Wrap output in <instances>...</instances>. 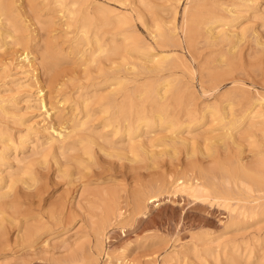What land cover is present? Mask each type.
<instances>
[{"label": "rangeland", "instance_id": "obj_1", "mask_svg": "<svg viewBox=\"0 0 264 264\" xmlns=\"http://www.w3.org/2000/svg\"><path fill=\"white\" fill-rule=\"evenodd\" d=\"M8 1L12 4L10 8L12 24L18 27V31L14 38L4 35V31L6 34L8 33V27L1 32L3 35L0 33V89L5 90L4 93L9 97L14 95L16 98H21L23 94H26L24 90L28 89L20 90L24 91L20 95L19 87L16 84L19 81H13L14 78L21 76L16 74L18 71L15 56L25 48L34 53L35 63L38 66L36 73L39 74V80L45 86L48 106L52 101V103L59 102L60 104L56 103L57 106L63 108L64 113L67 114L71 109L72 102L69 100L65 103L63 99L66 96L71 99L76 98L79 87L92 84L94 80H105L111 75L110 71L96 65L95 62L86 64V58L83 60L81 55H78V51L74 48L75 44L72 42L75 32H70L71 29L67 30L61 22L62 12L60 13L59 10L62 7L61 11H64L68 1L61 5L56 3V5L53 3L55 0H49V5L53 3V9L51 5L47 4V0H21L24 5L18 0ZM94 1L98 2L99 0H79L81 4H79V9L95 3ZM144 1L100 0V4L110 5L127 14L133 23L131 30L140 36V45H151L157 52H171L175 57L172 59L175 65L168 61L167 64L172 65V69L168 66L169 70L167 66H164L165 70L159 71L160 73L156 71L159 73L156 75V73L153 74L155 70L152 71L148 68L150 63H146L144 67L140 66L145 62L141 58L142 56L136 54L137 56L134 55L133 58L129 56V60L132 58L137 64L136 66L130 60L132 64L134 63L136 70L129 61L127 64H125L126 61L124 62L126 66H129L126 69V66H122L123 61L120 60L121 66L118 69L125 68V72L122 71L123 69H120L121 72H119L120 70L118 71L116 67L117 72L113 71L112 74H128L133 78V81L145 82L147 88L145 94L147 101H145L149 102L145 103L148 108H151L152 103L154 104V101L160 98L159 92L163 95L166 94V98L168 96L172 98L181 93L178 98H181L182 106H185L179 111V127L193 121L192 127L189 126L192 131H189L190 128L187 130L186 127V134L184 132L178 135L181 137L186 135V143L179 140V142L171 141L172 133L169 131L168 125L161 124L160 120H156V110L151 109L150 112L153 111L152 114L149 112V117L151 120V116H153L152 120L155 121L151 120L150 130H157L159 135L164 137V143L168 142V144L164 146L163 143V145L154 148V152H151L154 155H147V160L146 158L143 161L140 158L137 160L134 158V161H131L125 156L122 158V155L115 151L109 150L111 155H108L96 147V159L88 164L89 169H84L85 171L82 170L80 174L75 173L76 175L71 177L58 172L55 161L52 159L47 161L49 163H37L35 169L39 176L38 182L28 178L29 181L27 180L26 184L30 183L27 184L29 187L23 182L18 183L10 195L0 199V264H264V189H260L264 188V117H260L261 119L257 117V120H254L257 122L256 129L255 126H252L250 128L254 129L251 130L248 126L251 120L247 121L248 119L245 120V118L238 128L235 129L232 125L242 117L243 110L252 100L254 93L259 92L264 95V46L259 44L264 42V18L260 16L255 19L252 12L253 6L257 3L264 9V0H253L254 2L247 0L248 3L246 0L242 2L241 0H225L228 3H235L234 7L237 12H243H239L244 16H241L239 22L241 28L246 24V26L244 25L247 28L244 32L246 35L243 33L240 38L233 37V42L230 43L231 40L228 43L233 45L232 47L225 43H222V46L223 44L225 46L222 47L219 43L215 44L216 48L215 46L211 47L212 44L209 46L208 41L201 36L198 39L202 44L199 43L200 46L198 45L197 50L189 49V44L182 31L185 16L188 12L191 15V12L194 13L192 10H195L194 6H188L189 2L193 1L192 3L195 5L198 0H182L181 3L176 0H171L172 3L170 0ZM175 1L176 3H174ZM215 1L217 0L204 1L202 5L208 6L207 4H209L214 7ZM171 5H175L178 9L175 22L178 28L177 33L182 41L181 44L178 42L180 44L178 47L174 41L167 42L165 47L163 42H156L158 40L150 33V31H155L153 27L155 28L157 21L174 19L175 15L173 16L169 10H165ZM28 7L30 12H28ZM54 7L58 11H55ZM197 11L200 9L198 8ZM201 12H207V8L202 9ZM25 13L27 14L24 15ZM59 14L61 15L59 16ZM41 25L43 26L41 27ZM57 27H60L59 30ZM9 38L11 41L14 39L15 44L11 41L10 43ZM58 44H60V48ZM172 46L173 48H171ZM44 49H47L52 56L50 64H54L51 66L52 68L49 65L47 67L40 65L41 53ZM73 52H75L74 55ZM98 59L99 63L103 57L99 56ZM174 59L179 65L181 64L178 65L179 67ZM6 63L8 64L5 65ZM147 64L148 71L145 68ZM48 66L52 69L51 72ZM27 68L26 66L20 70ZM149 70L152 73H148ZM166 77L167 80L172 79V81L165 83ZM161 82H163L162 86ZM27 83L32 84L29 80ZM60 83H64L62 87L59 86ZM237 83L246 87L244 88L247 90V94H244L243 97H248L242 98L243 100L240 99L242 97L240 91L238 90V93L237 89H234V85ZM165 84L170 85L166 86ZM172 84L173 86H171ZM134 85L135 83H131V87ZM169 86L172 88L175 86V88L169 90ZM161 87L162 89L166 88L162 90ZM227 91L232 92L229 94L230 98L229 95L226 97L223 95V92ZM246 103L247 105H244ZM206 105L218 108L220 115H211V109H207ZM186 106L192 111V115H185ZM204 111H206L205 115ZM17 112L24 114L27 118H32V121L42 118L40 110L26 109L24 102L18 103ZM222 115L225 116L224 119ZM158 121L160 127L157 128ZM7 125L12 131L14 130L16 136L19 129V131L24 129L12 122ZM232 126L234 129H232L233 132H230ZM247 129L248 133H250V129V135L245 132ZM187 131L191 133H187ZM234 134L237 136L235 137ZM245 134L248 135L245 136ZM247 136L254 137L255 140ZM207 138L213 139L211 141ZM159 142L157 141V143ZM207 148H213V153ZM256 164L257 168L254 167ZM241 165L249 170L251 166L256 168L253 170L258 173H256L257 177L260 175L259 182H257L260 186L257 183L246 181ZM224 167L227 170L233 167L234 177L231 175L229 178L227 173L223 172ZM179 177L183 180L190 179L194 182L204 183L206 186L209 185L208 188L212 191L211 195L208 199H196L181 196L180 193L174 194L175 180ZM213 182L214 184H212ZM84 183H88V185L83 188ZM149 186L153 190L148 196L158 194L161 196V200L157 202L148 200L147 209L142 208L140 210L143 211H139V209H135L133 195L136 190L149 189ZM86 188L91 194L87 198L81 199V194ZM107 190L108 192L114 191L119 196L122 207L121 215L118 212L109 213V215L106 213L104 205L107 201L105 203L104 200H107V197L104 196V193ZM216 191L219 195L216 194ZM159 203L160 205H158ZM231 208L234 209L233 212ZM250 212H253L254 215ZM106 214L107 217H105ZM118 214L119 216H116ZM109 217L111 218L109 219ZM107 218L110 221L107 222ZM99 231H101V236L97 235ZM219 253L222 258L219 257Z\"/></svg>", "mask_w": 264, "mask_h": 264}, {"label": "bare ground", "instance_id": "obj_2", "mask_svg": "<svg viewBox=\"0 0 264 264\" xmlns=\"http://www.w3.org/2000/svg\"><path fill=\"white\" fill-rule=\"evenodd\" d=\"M18 1L20 2L21 0H18ZM48 1L49 0H47V4L49 5ZM65 1H68V3L65 5L64 11H61L62 7L60 8L59 11H60V13L62 12V15L59 14V16L61 15V19H62L61 22H63L65 28L67 30L71 29L70 32H72V31L75 32V36H72L73 37L72 42L75 44L74 48H76V50L78 51V55L79 54L81 55V57H82L81 59L86 58V60H85L86 64L88 62H93V63L95 62V63H97L96 65H100L104 69H107L108 71H110L109 73H111V75H109L108 77L106 76L107 78L105 80L99 81L97 79L98 81L94 80L92 82V84H88L86 86L79 87L78 93H76L77 94L76 98H74V99H71V97H68L65 95L66 97L63 99V101L66 103L67 101L71 100V102H72V106L70 107L71 109L69 108L70 110H68L69 112L66 114V113H64L63 108H59L58 107L59 105L57 106V104L59 102L58 103L56 102L57 103L56 104V103H52L53 101L51 100L52 102L48 106V103L46 100V94L47 93H45V86L43 83L40 82L39 77H38L39 74L36 73V72H38V66L35 63L36 59H35L34 53L25 49V48H24V50L19 51L18 52L19 54L17 53V55L15 56L16 57L15 60L17 61L16 69L18 72L16 71L17 72L16 74H20L21 76H19L18 78L17 77L14 78L13 81H19L16 84L19 87L18 92H20V95L24 91H26V94H23L22 95L23 97H21V98H16V96L14 97V95H13V97H9L4 93L5 90L0 89V199L7 197L8 194L10 195V193L12 191H14V188L16 187V185L18 183L23 182L26 184L27 180L29 181L28 178H31L33 181L38 182L39 176L37 175V170L35 169V165H37V163H40V162L46 163L47 161H49V159L54 160L57 171L63 173V175L66 174L67 177L68 176L71 177L75 173L80 174L81 171L84 169H89L88 164L91 161H94L96 159V153H95L96 147H98L101 151L105 152V154H108V155H111V152L109 150H112V151H115V153L122 155V158H123V156H125L127 159H129L131 161L132 160L134 161V158L136 160H137V158L138 159L140 158V160L142 159V161H143L147 157V155L152 154L151 152H154V148H157V147L163 145V143L165 142L163 140L164 137L160 136L159 133L157 132V130H155V129L150 130L151 125H152V121H153L152 120L153 116H151V120H152L151 121L149 114L153 110H156L155 113L157 114V118L155 117V119L160 120L161 124L164 123V124L168 125L169 131L172 133L171 134V136H172L171 141L174 140V142L181 141L183 143H186V141H187V139L185 137L186 135L185 136L183 135V137L178 136V135L181 133H184L187 128H188L187 130H189V128L192 127L191 123L193 121H191V122L189 121L190 123L185 124L183 127H179V118H178L179 111H180V108L181 109H182V107L184 108L185 105L182 106L181 98H178L179 95L181 96V93L179 90H176L177 88L175 89L176 92L178 91L180 93V94L178 93L179 95L177 94L178 96L170 98L167 94V96L169 98L168 97L166 98L165 93H164L165 95H163L159 92L160 98L158 100L154 99L155 100L154 104L152 103V107L148 108L146 103H149V102H146L147 100L145 97L146 96L145 94L147 93V88L145 85L146 83L143 81L142 82L133 81L132 80L133 78H131L128 74L121 75L122 73L121 74L119 73V72H121L120 69H123L122 71H124V70L129 68L128 65L127 66L125 65L128 63V61L130 62V60H131L135 63V61L132 60V58L134 57V55L138 54L139 56H142L141 58L145 62V63L142 62L144 64L140 65V66L144 67V65L146 63H148V64L150 63L148 68L152 71L155 70L153 72V74L156 73V75H157L160 73L159 71L163 72L162 70H165L164 66H167V68H168V66L169 67L172 66V65L167 64L168 61H171V63H172L173 62L172 59L175 58L171 52H167V51L166 52H157L154 50V48L151 45L141 46L140 45V39H139L140 36L131 30V27H133L132 26L133 25L132 20L130 19V17L127 16V14H124L123 11L121 12V10L119 11L116 8L111 7L110 5L100 4V0L98 2L94 1L95 3H92V4L89 3L90 5L85 6L83 9H81V8L79 9V6L81 5L79 3V0H55V2H53V3H55V4L58 3V5H61V4H64ZM176 1L181 3L182 0H176ZM176 1L174 3H176ZM204 1L208 2V0H198L197 4L194 2L196 6L192 3L193 1L189 2L190 5L188 4V6L192 5L195 7V8L193 7L195 10H192V11H194V13L191 12V15H189L188 14L189 12H188L187 15L185 16V19H184L185 22L183 23L184 25H183V31L182 32H184L183 33L184 37L186 38L187 43L189 44V49L197 50L196 48L198 47V45L200 46L199 43H201L200 39H198V38L201 36L203 39L208 41L207 43H209V46H210V44H212L211 47H213V46H215V44H219V43H221L220 46H222V43L227 44V46H231V44H228V43L231 40L232 41L230 43L233 42V40H234L233 37L240 38L243 35V33L246 32L245 31L247 29L245 27L246 24H244L245 26L243 25L244 28L243 27L241 28L240 22H239V20L241 19V16H242L241 14L243 12L239 11V12H242L240 14L239 12L236 11V8L234 7L235 3H231V2L228 3L225 0L215 1V3H214L215 5L213 4L214 7H211L209 4H207L209 7L205 6V5L203 6L202 3H204ZM242 1L243 0H241V2ZM249 1L246 0L247 3ZM251 1H253V0H251ZM43 2H45V1H43ZM170 2H171V0H170ZM10 3L8 0H0V33L3 32V29L5 30V28L8 27L9 28V31L7 30L8 35L5 33V31H4V35L14 38L15 33L18 31V27L16 25L12 24V16L10 14V8H11L12 4H10ZM21 3H22V1H21ZM43 4H41V5H43ZM52 4H50L51 7H52ZM22 5H24V4L22 3ZM178 5H180V4H178ZM27 6H28V4H27ZM132 6H134V5H132ZM29 7L27 8V9H29L28 12H30ZM43 7L46 8L48 6H43ZM188 8H190V7H188ZM198 8L200 9V11H197ZM204 8H207V12L203 13V12H201V10L202 9L204 10ZM52 9H53V7H52ZM43 10H44V8H43ZM47 10H46V12H47ZM54 10L58 11V9H55V7H54ZM165 10H169V12H171L173 14V16L175 15L174 19L170 20V21H167V20L157 21L156 20L157 21L156 26L154 25L155 28L153 27V29L155 31L152 30L154 32L150 31V33L152 34V36H154V38L156 40H158L156 42H159V43H160V41L163 42V46L165 44V47H166V44H168L169 41H174L177 43V47H178L181 44L180 42H182L181 37L177 33L178 28H177V25L175 22L176 13H177L178 9L175 5H171L169 8H167ZM138 12H140V10ZM146 12H144V13H146ZM252 12L254 13L253 15L256 17L255 19H257L260 16L262 18H264V9H262L260 6H258V3L253 6ZM14 14H15V12H14ZM26 14L27 13H25L24 15H26ZM32 15H33V13H32ZM242 17H244V16H242ZM28 18H30V17H28ZM246 19L248 20V18H246ZM58 21H60V20H58ZM27 22H29V21H27ZM61 22H59V23H61ZM63 24H62V26H63ZM148 24L149 23L147 22V25ZM152 24H154V23H152ZM34 25H36V24H34ZM58 25L62 28V26L60 24H58ZM42 26L43 25H41V27ZM60 27H57V29ZM149 27H151V26H149ZM43 30H45V28ZM26 33H27V31H26ZM1 35H3V34L1 33ZM44 35H46V34H44ZM244 35H246V34L244 33ZM257 35H259V34H257ZM257 35H255V36H257ZM72 37H71V39H72ZM6 38H8V37H6ZM54 38H56V37H54ZM9 39H10L9 40V42H10L11 38H9ZM67 39H68V37H67ZM203 39H201V40H203ZM255 39H256V37H255ZM14 41L15 40L13 39L11 42H14ZM13 44H15V42ZM236 44H237V42H236ZM236 44H235V46H236ZM259 44L264 46L263 41L260 42ZM29 46H30V44H29ZM58 46H59V48L61 47L60 44H58ZM68 46H69V44H68ZM160 46H161V44H160ZM170 46H171V44H170ZM174 46H175V44H174ZM207 46H208V44H207ZM54 47H56V46H54ZM222 47H225L224 44ZM21 48H23V47H21ZM171 48H173V46ZM215 48H216V46H215ZM66 50H68V49H66ZM67 52L69 53L70 51H67ZM192 52H194V51H192ZM68 53H67V56H68ZM72 54L74 55L75 52H73ZM99 56L103 57V60H102L103 62L100 61L98 63V60H99L98 57ZM129 56L130 57L133 56V57L129 60ZM79 58H80V56H79ZM183 58H184V56H183ZM183 58H181V59L184 61ZM96 59H97V61H96ZM181 59H180V61L182 62ZM83 60H81V61H83ZM120 60L123 61L122 66L123 67L126 66L125 67L126 69L125 68L118 69L119 66H121V64H119L121 62ZM11 61H13V60H11ZM226 61H227V59H226ZM236 61H238V60H236ZM51 62H52L51 54L47 51V49L46 50L44 49L43 52L41 53L40 65H42V66L44 65L46 67H47V65H49L51 67L54 65V64L50 65ZM101 62H102V65H101ZM124 62H125V64H124ZM175 62H176V60H175ZM93 63H92V66H93ZM130 63H131V65L134 66V63L133 64H132V62H130ZM139 63H140V60H139ZM7 64L8 63H6L5 65H7ZM148 64L145 66L147 71H148V68H147ZM40 65H39V67H40ZM173 65H175L174 62H173ZM178 65L179 64L177 63V66ZM184 65H185V63H184ZM3 66H4V64H3ZM26 66L28 67L27 69L20 70L23 67L26 68ZM133 66H132V68H133ZM136 66H137V64H136ZM189 66H188V68H189ZM116 67H117L118 71L120 70L118 72L120 75L112 74V73H114L113 71L117 72ZM138 67H139V65H138ZM172 67L170 69H172ZM4 68L5 67H3V69ZM51 68H50V72L52 70ZM167 68H166V72L169 69V68L168 69ZM188 68H187V70H188ZM97 69H98V66H97ZM134 69H135V66H134ZM230 69H232V68H230ZM130 70H131V68H130ZM145 70H143V71H145ZM150 70L148 73L151 72ZM156 71H158L159 73H157ZM116 72H115V74H116ZM127 73H128V70H127ZM131 73L133 74L132 70H131ZM61 74H63V73H61ZM8 76H10V75H8ZM158 78H157V81H159ZM28 80L32 84L27 83ZM170 80L172 81V79H170ZM170 80H167V77H166L164 81H165V83H167L166 81H170ZM161 81H163V80L161 79ZM175 81L177 82V79ZM86 82H88V81H86ZM53 83H55V81H53ZM58 83H57V85H58ZM131 83H135V85L131 87ZM162 83L163 82L160 83L161 86H162ZM169 83L171 84V82H169ZM49 84H51L50 81H49ZM63 84H61L59 86L62 87ZM170 84H168V85H170ZM189 84H190V82H189ZM165 85L168 86L167 84H165ZM241 85H243V84L237 83L236 85H234V89H237V91L239 90L240 93L242 94V97H241V94L239 95L241 98L238 95H236L240 99L244 98L243 97L244 94H247V90L245 89L246 87L244 85L243 86H241ZM171 86H173V84ZM3 87H5V86H3ZM24 88H27L28 90H24ZM164 88H166V87H164ZM171 88L172 87H170L169 90ZM174 88H175V86L172 88V90ZM22 89L24 90L23 92H21ZM160 89H162V87ZM160 89H159V91H160ZM154 90H156V89H154ZM239 91H238V93H239ZM157 92H158V90H157ZM230 92L231 91L223 92V95L226 97L229 94H232V92L231 93ZM171 93H173V92H171ZM248 94H249V92H248ZM18 95H19V93H18ZM156 97H157V95H156ZM228 97L230 98V95ZM231 97H232V95H231ZM246 97H248V96H246ZM233 99L234 98L232 97V100ZM19 102H24L26 104V109H34L35 108V109L40 110L41 111L40 115L42 116V118L38 121H32V118H27V117H25L24 114H18L17 105ZM190 104H189V108H190ZM244 105H247V103ZM187 106H186V110H185L186 111L185 115L186 114L192 115L193 114L192 111L187 109ZM64 107H65V105H64ZM206 107H207V109H211V115H213V116L220 115V111L218 110V108L211 107V105H206ZM151 109H153V110L150 112ZM243 111H244V114L242 115V117L238 121H235V122H233V124L232 123L231 124L234 125V127L236 129L239 127L240 124L243 123V120L245 118V120L248 119L247 121L251 120V123H249V125H248L249 128L252 126L253 127L255 126V129H256V123L257 122H255V121L257 120V117H259V118L264 117V95H262L259 92H257V94L254 93V95L252 96V100L248 102V106L246 108H244ZM205 113H206V111H204V115H205ZM224 118H225V116H223V119ZM253 121L255 122V124L253 123ZM9 122H12L13 124H15L17 126H20V128L23 127L24 129L22 128L23 130H21V131H19L20 130L19 129L18 134L16 136V133L13 132L14 130L12 131L9 128V126L7 125V123H9ZM194 123H196V122H194ZM156 126H157V128H158V126L160 127L159 121H158V124ZM196 126H197V124H196ZM13 127H15V126H13ZM17 128H19V127H17ZM230 129H231L230 130V132H231L232 129H234L233 126ZM250 129H249L250 133L247 132L248 129L245 131L249 135L251 134ZM252 129H254V128H252ZM189 131H192L191 128ZM162 133H163V131H162ZM187 133H191V132L187 131ZM184 134H186V132ZM248 134H245V136ZM229 136H231V135H229ZM234 136L236 137L237 135L234 134ZM234 136H233V138H234ZM166 137H167V135H166ZM247 137L250 138L251 136H247ZM251 138L253 140H255L254 137H251ZM207 139L212 141L213 138L212 139L207 138ZM208 140H205V141H208ZM157 141H160V142L157 143ZM167 144H168V142H167ZM167 144L164 143V146ZM208 145H210V144H208ZM211 146H209V147H211ZM207 149L211 150V153H213L212 152L213 148L212 149L207 148ZM155 153H156V151H155ZM152 155H154V154H152ZM131 158H133V159H131ZM147 159L148 158H146V160ZM153 160H154V158H153ZM47 163H49V162H47ZM219 164L221 165V161L219 162ZM256 166H257V164L254 167H256ZM222 167H223V165H222ZM254 167L251 166L250 170H249V169L245 168L244 165H241V168L243 169L242 174L245 177L246 181H248L249 183L259 182L258 177L260 175L257 177L258 173L256 172L257 173L256 174L254 171L257 167L256 168H254ZM253 168H254V170H253ZM232 171H234L233 167L229 170H227L226 167L223 168V172H226L229 178L231 177V175H233V177H234V174ZM207 173H209V172H207ZM208 181H209V179H208ZM229 182H230V179H229ZM27 184H30V183H27ZM175 184H176V186L174 187V190H175L174 194L180 193L181 196H188V198L193 197L196 199H198V198L199 199H205V198L208 199V197L212 193V191L208 188L209 185L206 186V184H204V183L197 182V181L194 182V180L191 181L190 179L183 180L181 177H179L175 180ZM212 184H214V182ZM87 185H88V183H84L83 188H84V186H87ZM254 186L256 187V185H254ZM27 187H29V185H27ZM215 187H218V186L215 185ZM262 187H263V185H262ZM150 188L149 189L148 188H143V189L140 188L139 190L135 191L136 192L135 194L133 193L134 194L133 200L135 201L134 204L136 206L135 209H139V211H143L140 209L146 208V204H147L148 200H150V202H157V201L161 200V196L158 194H152L151 196H148L151 193V191L153 190L152 188L151 189ZM260 189H264V188H260ZM110 190H112V189H110ZM90 194H91V192L88 191L86 188L82 192L80 198L85 199L88 196H90ZM216 194H217V191H216ZM217 195H219V194H217ZM104 196L107 197V200H104V202L107 201V203L105 202L106 204L104 205V207L106 206V210H107L106 213H108V215H109V213L113 214V213L118 212L121 215L122 212L120 210L122 207H121V201H120L119 196H117L116 193H114V191L108 192V190L106 193H104ZM215 197H218V196H215ZM3 203H4V201H3ZM158 205H160V203ZM231 211L233 212L234 209L231 208ZM254 212L256 213V211H254ZM245 213H246V211H245ZM251 213H252V215H254L253 212H250V214ZM119 214L116 216H119ZM116 216H115V218H116ZM105 217H107V214ZM110 218L111 217H109V219ZM106 220H107V222L110 221V220H108V218ZM97 235L101 236L102 235L101 231L97 232ZM205 249H207V248H205ZM206 254H208V253L206 252ZM215 254L217 255V253H215ZM216 255H214V257ZM219 255H220L219 257L222 258L220 253H219ZM118 259L120 260V258H118Z\"/></svg>", "mask_w": 264, "mask_h": 264}]
</instances>
